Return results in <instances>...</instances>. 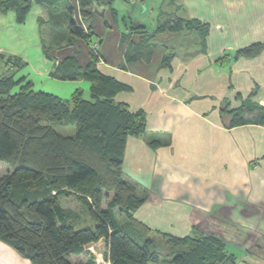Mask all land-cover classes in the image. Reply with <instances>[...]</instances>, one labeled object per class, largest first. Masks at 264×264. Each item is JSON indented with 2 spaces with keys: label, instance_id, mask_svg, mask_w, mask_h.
Returning <instances> with one entry per match:
<instances>
[{
  "label": "crops",
  "instance_id": "0c3cea01",
  "mask_svg": "<svg viewBox=\"0 0 264 264\" xmlns=\"http://www.w3.org/2000/svg\"><path fill=\"white\" fill-rule=\"evenodd\" d=\"M132 3L112 0L115 17L104 12L106 27L94 20L91 39L99 40L97 71L129 88L114 100L145 116V132L126 140L121 166L123 179L145 198L133 219L152 234L215 235L236 264H264V126L228 128L221 114L223 105L229 111L246 101L264 108V49L254 58L236 56L264 45V0H144L131 10ZM175 19L197 21L204 30L150 38ZM55 22L35 3L22 23L13 11L0 12V53L25 63L17 79L33 92L68 100L80 91L87 98L91 82L52 77L66 57L81 68L89 62L80 41L45 52L44 36L53 42ZM89 23L78 21L86 30ZM0 264L31 263L0 241Z\"/></svg>",
  "mask_w": 264,
  "mask_h": 264
},
{
  "label": "trees",
  "instance_id": "16d2710c",
  "mask_svg": "<svg viewBox=\"0 0 264 264\" xmlns=\"http://www.w3.org/2000/svg\"><path fill=\"white\" fill-rule=\"evenodd\" d=\"M32 3L52 13L53 26L58 18L68 20L69 46L74 44L70 42L73 36L88 48L89 62L84 68L76 58L66 57L52 77H82L92 86L89 97L76 91L68 100L33 92L29 83L16 78L25 63L0 53V163L12 168L0 177V241L31 264H96L86 249L99 241L105 244L104 260L109 264H160L162 256H169V264H236V256L215 235L193 232L179 238L152 234L132 217L145 198L123 179L121 166L126 140L145 132V116L114 100L129 88L97 71L99 45L91 39L94 20L100 18L95 11L115 17L112 0H0V12L13 11L22 23ZM82 20L91 22L87 30L78 24ZM173 23L160 27L150 38L160 33L178 34L183 29L204 30L197 21L175 19ZM69 46L63 48L71 49ZM131 49L129 59L134 57ZM263 49L262 44L250 45L236 56L254 58ZM169 61V56L164 57L162 66ZM221 114L229 119L228 128L264 126V108L250 101L229 111L223 105ZM57 128L67 132L60 133ZM60 197H72L86 208L95 228L75 230L76 211L62 208ZM105 200L109 201L102 208ZM27 213L37 220L29 221ZM120 216L127 222L119 224ZM151 236L161 238V244ZM79 255L88 258L70 261L71 256Z\"/></svg>",
  "mask_w": 264,
  "mask_h": 264
},
{
  "label": "rangeland",
  "instance_id": "374dc122",
  "mask_svg": "<svg viewBox=\"0 0 264 264\" xmlns=\"http://www.w3.org/2000/svg\"><path fill=\"white\" fill-rule=\"evenodd\" d=\"M131 6V5H130ZM129 11V10H128ZM127 11V13H129ZM99 17V16H98ZM96 22H98V19H95V25ZM102 26L106 27V24H104V20L101 22ZM69 25L68 20H64V19H60L58 18V23L55 24L53 26V42H49L50 36L46 34V36H44V50L45 52H48L50 54H54L55 52H57L58 50H63V47H55L58 44H67L68 39L70 37V34L67 30V26ZM55 29V30H54ZM71 40L70 42H74L75 46L78 47V42L75 41V39L73 36H71ZM78 41L82 42L83 45L85 46V51L86 54L88 56V48L85 44V42L81 39H77ZM96 41L98 42V38L96 39ZM65 52L68 53V50H65ZM61 56V53H60ZM25 67H23L22 69H20L18 71V73H22L23 69ZM17 78V76H16ZM57 130L60 133H66L67 131L65 129L62 128H57ZM73 132V129H72ZM12 171V168L6 164H2L0 163V177L10 173ZM59 203L68 209L74 210L75 212V216L73 217V226L75 228V230H81V229H85V228H90L93 229L95 228L96 224L95 222L92 220V218L90 217L88 211L86 210V208H83L74 198H66V197H60L58 199ZM122 218H118V223L122 224V223H126L127 220L125 219V216H121ZM27 218L29 219V221H36L37 219L32 215L27 213ZM33 218V219H32ZM126 221V222H125ZM123 229L125 230V232L127 234H129V236L131 238H134L138 241V239L136 237L133 236L132 231L130 230V228L124 226ZM154 237V236H151ZM155 240H157V243L161 244V238H156L154 237ZM92 248H87V252L89 254H91V257H93L94 261L96 262V264H106L105 260H104V254L106 251V247L103 241H100L99 243L97 242L95 245L92 244L91 246ZM90 257V256H89ZM74 256H71V261L74 260ZM88 257L85 258V261ZM77 260V258H76ZM169 256H162L161 257V263L160 264H169Z\"/></svg>",
  "mask_w": 264,
  "mask_h": 264
},
{
  "label": "water",
  "instance_id": "95a60500",
  "mask_svg": "<svg viewBox=\"0 0 264 264\" xmlns=\"http://www.w3.org/2000/svg\"><path fill=\"white\" fill-rule=\"evenodd\" d=\"M134 6H135V3L131 5V10L134 9ZM95 13H96L101 19L104 18V12H103V11H101L100 13H98L97 11H95ZM104 24L107 25V20H104ZM133 24H134L135 26H138V25H139L138 22H134Z\"/></svg>",
  "mask_w": 264,
  "mask_h": 264
},
{
  "label": "built area",
  "instance_id": "2783aa9c",
  "mask_svg": "<svg viewBox=\"0 0 264 264\" xmlns=\"http://www.w3.org/2000/svg\"><path fill=\"white\" fill-rule=\"evenodd\" d=\"M95 48V45H92V49H94Z\"/></svg>",
  "mask_w": 264,
  "mask_h": 264
}]
</instances>
